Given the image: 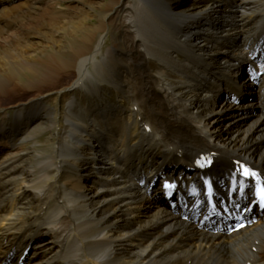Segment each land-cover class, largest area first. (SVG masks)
<instances>
[{
	"label": "bare ground",
	"instance_id": "6f19581e",
	"mask_svg": "<svg viewBox=\"0 0 264 264\" xmlns=\"http://www.w3.org/2000/svg\"><path fill=\"white\" fill-rule=\"evenodd\" d=\"M241 2L70 0L66 19L49 22L60 0H0V95L17 89L6 75L14 64L41 70L26 102L80 82L118 91L86 107L88 124L60 113L53 151L13 166L16 176L4 172L9 160L24 163L30 149L13 135L44 123L29 129L41 115L19 110L14 127L0 124V264H264V221L225 236L192 217L204 209L205 180L218 199L249 196L227 191L236 160L264 178V5L246 12ZM109 26L118 34L102 52L94 37ZM200 153L212 154L210 168H195ZM71 166L66 187L57 181Z\"/></svg>",
	"mask_w": 264,
	"mask_h": 264
},
{
	"label": "rangeland",
	"instance_id": "374dc122",
	"mask_svg": "<svg viewBox=\"0 0 264 264\" xmlns=\"http://www.w3.org/2000/svg\"><path fill=\"white\" fill-rule=\"evenodd\" d=\"M62 5H55L54 8L57 12H51V14L47 15L44 19V21L54 22L59 19V21L65 20L66 15L69 14L70 9L66 7V5L69 4L70 0H60ZM66 1V2H65ZM76 3L75 6L79 7L81 4V0H74ZM242 4H245L246 6V12L255 11L258 12L264 3L259 2V0H241ZM73 3H71L72 5ZM63 9V10H61ZM85 7L88 9L89 6L85 4ZM60 9L61 11H58ZM229 9V7H228ZM94 14V13H93ZM101 16V12H96L94 14V17L88 18L89 24L92 26H95L98 24V17ZM91 19V20H90ZM35 21H32V26L35 25L36 30L43 31L44 27L41 25L42 23H34ZM251 20L249 19L247 23H250ZM17 27L16 24H13L14 29ZM30 25V26H31ZM39 25V26H38ZM29 26V27H30ZM30 30V29H29ZM25 31V29H24ZM30 31H27L26 33L29 34ZM118 34V31L115 30L113 27L109 26L107 30L102 31L98 33L94 37L93 44L101 43V51L104 52L108 46H111L113 37H116ZM235 48V47H234ZM97 57L100 58V54H97ZM78 61V60H77ZM152 71H156V62L152 59ZM13 67L6 72V75L14 80L15 83H17V89L15 91L6 92L3 95H0V124H3L7 127H14L15 120L18 118V111H22L24 113L23 118H26L31 112L37 111L39 116L41 115V119L38 121H34L30 126L29 129H31L32 126H35L37 123L41 122L37 126H40L42 123H44L39 131L36 133H33L30 137L25 138L27 134L24 135H13V141L15 143H22L23 141V149L26 146L30 149V153L28 155L29 158L24 163H20L21 159L17 155H15L10 162V168L7 169V171H4L6 174L10 173L11 176H16L18 174V171L10 172L11 168L18 164V168L24 167V166H31L33 165L34 161L36 160L37 156L42 155L46 156L51 151H53V144L52 141L56 140L55 133L59 131V125H56L54 127V124L59 120L60 113L63 116L71 117L72 119L76 118V122H84L88 124V119L84 114V111L86 107L90 106L91 103L95 102H107V101H115L116 97L118 95V91L113 85L110 84H104V89H100L95 87L94 89L92 86L89 85V82L86 81V83L90 86V90H85L86 87L83 86H77L74 85L73 87L69 88V90H66V92L58 93V91H52L49 94L45 93V95L39 97L38 99H34L32 101L26 102V96H29L32 93H35L33 91H28L26 89V86L29 85L30 82H34V86H36L35 83H37V79L40 77L41 70L39 69H31L29 67H25V65L21 64H14ZM18 70L16 69V67ZM38 68V67H37ZM15 69V70H14ZM17 70V71H16ZM26 70V72H25ZM24 71V72H23ZM17 72V73H15ZM17 75V76H15ZM152 75V73H150ZM172 77L169 80L170 82H174V80L178 79L177 73H171ZM12 76V77H11ZM18 77V78H17ZM18 80V81H17ZM82 84V83H81ZM28 93V94H27ZM40 94V93H39ZM44 94V93H42ZM72 98H75L74 103L71 106H68L69 103H72ZM20 101V102H19ZM17 102V103H16ZM24 103L23 106H17L18 103ZM68 109H70L73 112V115H69ZM17 111V112H16ZM16 112V113H15ZM41 112V113H40ZM15 114V115H14ZM43 117V118H42ZM13 118V119H12ZM22 118V119H23ZM12 120V121H11ZM46 122V123H45ZM10 124V125H9ZM61 124H63V129L68 130L70 128L69 125L63 120H61ZM35 126V127H37ZM26 139V140H25ZM70 142V141H68ZM62 144H60L61 148ZM33 148V150H32ZM232 149V148H231ZM32 150V151H31ZM234 150V149H233ZM23 151V150H22ZM22 151H16L15 154H22ZM32 162V163H31ZM20 163V164H19ZM27 164V165H26ZM64 165H68V161L65 159ZM68 171L64 169V174L58 180V183H63V186L66 182L70 181L71 177L74 175L73 171H75V168L71 166L67 167ZM39 176V168L37 173H35L32 177L34 180H38ZM197 176V174H193L192 177ZM196 180V178H195ZM69 185V184H67ZM67 185H65L67 187ZM62 186V189H63ZM5 189L0 187V194L4 193ZM32 197V194L30 195V198ZM53 204V199H50L49 205ZM91 264V263H88Z\"/></svg>",
	"mask_w": 264,
	"mask_h": 264
},
{
	"label": "snow or ice",
	"instance_id": "6c2138e0",
	"mask_svg": "<svg viewBox=\"0 0 264 264\" xmlns=\"http://www.w3.org/2000/svg\"><path fill=\"white\" fill-rule=\"evenodd\" d=\"M209 166H211V162H209ZM257 176V173L255 171L250 170L249 168L245 167V166H241L239 169L236 170V172L232 175V179H231V187L227 189L228 192H231L234 195H236L238 192L242 193L244 191V184L246 181H251L253 178H255ZM205 184L208 188L207 191V196L209 197V202L213 203V207H216V201L212 199L213 197V192L211 191L212 185L210 181H205ZM177 187V185L173 184L172 182L169 181H165L163 184V188L165 190L168 189H175ZM259 207L262 211H264V187H261L259 190ZM169 199H171V197H169ZM230 200L226 199L224 201V204L226 205L227 203H229ZM234 207L235 202H233ZM223 211L227 212L228 209L227 207H223L222 209ZM252 210V206L251 205H245L243 208V211L245 213L249 212ZM185 219H187V217H185Z\"/></svg>",
	"mask_w": 264,
	"mask_h": 264
}]
</instances>
